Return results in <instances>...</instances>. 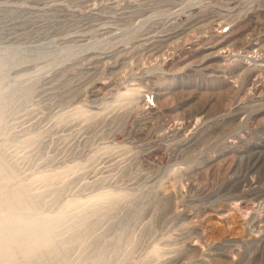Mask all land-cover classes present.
<instances>
[{"label": "rangeland", "instance_id": "obj_1", "mask_svg": "<svg viewBox=\"0 0 264 264\" xmlns=\"http://www.w3.org/2000/svg\"><path fill=\"white\" fill-rule=\"evenodd\" d=\"M263 62L264 0H0V161L59 220L19 262L261 264L213 213L264 219Z\"/></svg>", "mask_w": 264, "mask_h": 264}, {"label": "bare ground", "instance_id": "obj_2", "mask_svg": "<svg viewBox=\"0 0 264 264\" xmlns=\"http://www.w3.org/2000/svg\"><path fill=\"white\" fill-rule=\"evenodd\" d=\"M217 26L218 29L222 28L221 23ZM233 26L228 30L218 32L219 45L233 35ZM254 47V44L250 45V48ZM245 65L248 64L245 63ZM262 66L264 64H260V67ZM198 123L199 121L196 122L197 125ZM14 179V172H8L0 161V211L2 212L0 214V264H21L18 256L20 252H24L29 260L41 256L53 260L56 245L52 232L59 220L40 215L38 205L30 199L28 188L25 185L17 188L10 187ZM5 188L7 191L2 195L1 191ZM255 211L254 205L235 201V203L215 209L213 216L230 227L234 225V220L237 218L239 222L249 227L247 229L244 226L248 235L261 238L263 214ZM205 242L201 235L191 236L185 245L186 252L189 254L191 251H197L200 258L204 259L205 253L197 249L199 246L201 248ZM261 264H264V259Z\"/></svg>", "mask_w": 264, "mask_h": 264}]
</instances>
